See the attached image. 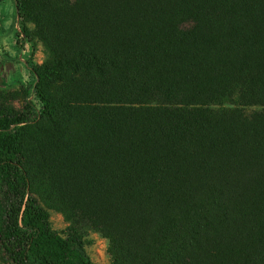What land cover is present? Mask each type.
Masks as SVG:
<instances>
[{"label":"trees","instance_id":"obj_1","mask_svg":"<svg viewBox=\"0 0 264 264\" xmlns=\"http://www.w3.org/2000/svg\"><path fill=\"white\" fill-rule=\"evenodd\" d=\"M15 3L51 60L0 111L2 258L94 264L91 228L112 264H264V0Z\"/></svg>","mask_w":264,"mask_h":264},{"label":"rangeland","instance_id":"obj_2","mask_svg":"<svg viewBox=\"0 0 264 264\" xmlns=\"http://www.w3.org/2000/svg\"><path fill=\"white\" fill-rule=\"evenodd\" d=\"M0 111L18 114L23 111L28 100L36 104L39 99L35 94V78L26 64L32 59L36 64H43L51 60V54L45 43L34 35L32 41L19 48L18 32L20 18L15 0H0ZM35 32L36 28L30 22ZM55 91V88H50ZM42 204L49 210L53 228L63 236H68L76 230L71 221L52 202L40 196ZM83 235L86 250L94 264H112L110 242L107 237L91 228H77ZM0 264H15L2 258Z\"/></svg>","mask_w":264,"mask_h":264},{"label":"crops","instance_id":"obj_3","mask_svg":"<svg viewBox=\"0 0 264 264\" xmlns=\"http://www.w3.org/2000/svg\"><path fill=\"white\" fill-rule=\"evenodd\" d=\"M1 14H2V13L0 12V16H1Z\"/></svg>","mask_w":264,"mask_h":264}]
</instances>
